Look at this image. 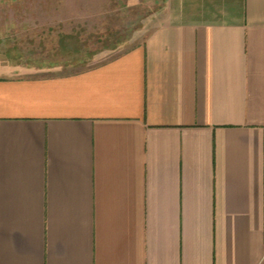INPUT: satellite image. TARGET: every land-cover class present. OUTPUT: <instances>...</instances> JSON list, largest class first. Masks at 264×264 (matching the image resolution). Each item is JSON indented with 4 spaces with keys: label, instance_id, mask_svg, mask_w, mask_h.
I'll return each instance as SVG.
<instances>
[{
    "label": "crops",
    "instance_id": "0c3cea01",
    "mask_svg": "<svg viewBox=\"0 0 264 264\" xmlns=\"http://www.w3.org/2000/svg\"><path fill=\"white\" fill-rule=\"evenodd\" d=\"M89 67L0 54V264H264V0H162Z\"/></svg>",
    "mask_w": 264,
    "mask_h": 264
},
{
    "label": "rangeland",
    "instance_id": "374dc122",
    "mask_svg": "<svg viewBox=\"0 0 264 264\" xmlns=\"http://www.w3.org/2000/svg\"><path fill=\"white\" fill-rule=\"evenodd\" d=\"M162 0H0V54L9 64L70 71L141 44Z\"/></svg>",
    "mask_w": 264,
    "mask_h": 264
}]
</instances>
